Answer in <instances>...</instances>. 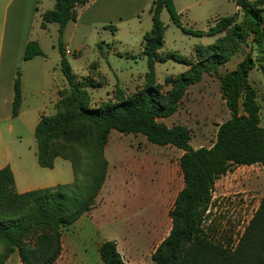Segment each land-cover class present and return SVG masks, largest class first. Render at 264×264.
Returning <instances> with one entry per match:
<instances>
[{
	"label": "trees",
	"instance_id": "obj_1",
	"mask_svg": "<svg viewBox=\"0 0 264 264\" xmlns=\"http://www.w3.org/2000/svg\"><path fill=\"white\" fill-rule=\"evenodd\" d=\"M54 7L40 16L42 29L58 25L61 37L66 25L76 21L77 7L88 0H52ZM151 29L142 37V54L147 72L144 84L124 95L114 90V99L90 106L86 87H98L76 80L58 42V68L68 89L57 92L55 113L40 116L34 129L36 160L51 169L57 158L68 161L73 180L69 184L17 193L9 167L0 169V264L16 254L20 264H54L62 251L61 230L72 226L90 212L107 175L103 150L111 130L121 134H140L152 145L182 151L178 167L183 186L168 211L171 227L150 259L153 264H264V198L243 231L233 239L217 228L212 219V193L215 182L232 167H264V127L260 126V107L249 84L252 69L264 73V0H234L237 11L221 17L207 30H190L179 22L172 0H150ZM167 10L171 21L182 33L195 37H215L197 49L190 61L172 53H162L165 27L160 13ZM247 49L235 69L218 75L220 91L229 119L217 126L216 139L209 148H191L190 131L182 125L158 121L172 116L189 86L203 74L217 73L240 48ZM43 56L36 41H29L23 61ZM168 60L187 69L164 80L168 90L156 83L155 65ZM21 82L17 70L13 84L11 116L21 108ZM102 264H129L119 254L116 241L98 246Z\"/></svg>",
	"mask_w": 264,
	"mask_h": 264
},
{
	"label": "rangeland",
	"instance_id": "obj_2",
	"mask_svg": "<svg viewBox=\"0 0 264 264\" xmlns=\"http://www.w3.org/2000/svg\"><path fill=\"white\" fill-rule=\"evenodd\" d=\"M172 2L179 22L190 30L205 31L215 20L237 11L234 0ZM150 5L151 1L137 16L122 21L115 18L116 14L100 19H89L86 14V27L70 24L61 37L57 24H47L48 28L42 29L39 22L36 23L33 39L39 40L46 64L41 65L37 59L35 63H23L17 69L25 100L22 111L26 113L15 119L14 131L7 137L11 163L16 167L18 177L23 168H31L34 175H50L51 184L66 183L71 176L69 162L60 158L55 159L51 169H43L37 164L34 151L37 112L28 111L39 107L42 116L53 115L59 99L57 92L68 89L57 66L60 60L58 42L67 46L65 59L76 80L98 86L86 87L91 107L114 99L116 88L124 95L131 94L143 86L147 72L141 43L143 35L151 29ZM262 10L264 20V6ZM160 20L165 27L162 53L193 61L198 48H204L216 39L182 33L165 9L160 13ZM246 53L247 49L240 47L217 73L203 74L200 82L188 87L176 112L158 121L168 127L185 126L190 131L189 144L193 149L211 147L216 139L217 126L230 117L222 99L218 75L234 70ZM186 69L185 65L173 60L157 63L156 83L162 92L169 88L164 84L166 78L175 77ZM248 81L255 90L260 107V126L264 127V73L252 69ZM103 154L108 163L107 175L95 206L72 226L61 230L63 250L55 264H102L97 248L105 240H116L122 253L132 250L134 260L153 264L149 254L168 235L171 227L168 211L182 188L178 167L182 151L152 145L140 134H121L111 130ZM262 198L264 167H232L215 182L211 218L217 228L232 234L235 239ZM5 264L20 262L13 254Z\"/></svg>",
	"mask_w": 264,
	"mask_h": 264
},
{
	"label": "crops",
	"instance_id": "obj_3",
	"mask_svg": "<svg viewBox=\"0 0 264 264\" xmlns=\"http://www.w3.org/2000/svg\"><path fill=\"white\" fill-rule=\"evenodd\" d=\"M149 3L150 0H88V3L85 6L77 7L75 9L76 21L70 22L66 25L63 35L69 29L68 27L70 24H73L74 27H76V25H84L86 27V21L84 20L86 14L89 19H100L101 17L107 16L108 14H116L115 18H117L119 21H122L137 16L139 12L144 10V8L149 5ZM53 7L54 2L52 0H0V169L4 167H9L11 169L14 177L15 190L19 194L59 184L49 183L51 178L48 174L38 175L37 173L34 175L31 168H23L22 174H20L18 177L16 175V167L11 163V153L7 146V143L9 142L7 137L14 131L15 119L18 118L22 113H26L25 111H22L25 100L23 97V84L21 81L22 103L20 112L15 118H12L11 116L13 84L16 70L23 63H35L34 61L37 59H40L41 65L46 64V59L40 56V58L34 57L29 61H23V53L26 44L29 41L36 40L33 39V34L36 23L39 22V25L41 23V14L52 9ZM93 8H95V11ZM92 9L93 12L97 13V15L96 13L95 15L92 14ZM47 28L48 26H46L45 29ZM36 42L39 44V40H36ZM63 46L64 49L67 48L66 45L63 44ZM41 107H45L44 103L41 104ZM28 111L30 113L37 112L36 116L38 120H36L34 124L36 126L40 116L43 114L41 113V109L37 107L35 110L28 109ZM34 151L36 158V148ZM69 167L71 168L70 163ZM72 180L73 174L71 170L69 181L60 184H69L72 182ZM116 246L124 262L129 264H144L143 260H134L132 258V250L128 249V252L124 254L119 250L117 241ZM150 256L151 253L149 254V257Z\"/></svg>",
	"mask_w": 264,
	"mask_h": 264
},
{
	"label": "built area",
	"instance_id": "obj_4",
	"mask_svg": "<svg viewBox=\"0 0 264 264\" xmlns=\"http://www.w3.org/2000/svg\"><path fill=\"white\" fill-rule=\"evenodd\" d=\"M65 53H68V52H65Z\"/></svg>",
	"mask_w": 264,
	"mask_h": 264
}]
</instances>
